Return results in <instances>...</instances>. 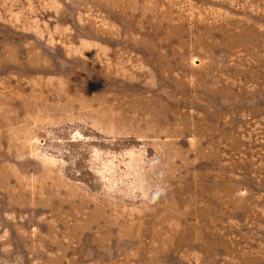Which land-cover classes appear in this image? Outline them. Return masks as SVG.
Segmentation results:
<instances>
[{"label":"rangeland","instance_id":"1","mask_svg":"<svg viewBox=\"0 0 264 264\" xmlns=\"http://www.w3.org/2000/svg\"><path fill=\"white\" fill-rule=\"evenodd\" d=\"M0 264H264V0H0Z\"/></svg>","mask_w":264,"mask_h":264}]
</instances>
